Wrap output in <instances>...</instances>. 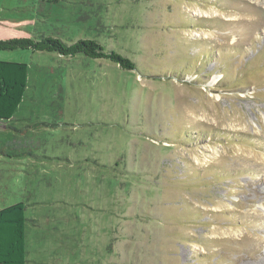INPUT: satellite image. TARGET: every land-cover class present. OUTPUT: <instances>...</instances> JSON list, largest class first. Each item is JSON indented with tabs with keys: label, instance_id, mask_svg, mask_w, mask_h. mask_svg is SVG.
Returning <instances> with one entry per match:
<instances>
[{
	"label": "rangeland",
	"instance_id": "rangeland-1",
	"mask_svg": "<svg viewBox=\"0 0 264 264\" xmlns=\"http://www.w3.org/2000/svg\"><path fill=\"white\" fill-rule=\"evenodd\" d=\"M29 35L135 68L0 50L29 65L0 120L27 264H264V0H0V40Z\"/></svg>",
	"mask_w": 264,
	"mask_h": 264
},
{
	"label": "trees",
	"instance_id": "trees-1",
	"mask_svg": "<svg viewBox=\"0 0 264 264\" xmlns=\"http://www.w3.org/2000/svg\"><path fill=\"white\" fill-rule=\"evenodd\" d=\"M31 49L56 52L63 56L83 54L91 58H107L134 69L126 56L106 49L95 40L67 43L56 36L13 37L0 40V50ZM29 65L22 61L0 60V120L11 119L18 111L27 87ZM27 206L18 202L0 209V264H27Z\"/></svg>",
	"mask_w": 264,
	"mask_h": 264
},
{
	"label": "crops",
	"instance_id": "crops-1",
	"mask_svg": "<svg viewBox=\"0 0 264 264\" xmlns=\"http://www.w3.org/2000/svg\"><path fill=\"white\" fill-rule=\"evenodd\" d=\"M4 126H6V125H4ZM1 162H2V160L0 158V163ZM3 179H6V176L4 175V173H0V201H3V198H4V196L1 195L2 194V188H3ZM16 198H17V200H19L16 203L23 202V199L20 200V198L18 196ZM29 200H31V199H29ZM10 202H12V199H10ZM2 204H4V203L0 202V209L4 208L6 206H9V204L8 205H4V206H2ZM29 204H31V203H29ZM10 205H12V204L10 203ZM26 210L28 211V209H26ZM27 238H28V233H27ZM27 248H28V240H27ZM27 255H28V249H27Z\"/></svg>",
	"mask_w": 264,
	"mask_h": 264
}]
</instances>
